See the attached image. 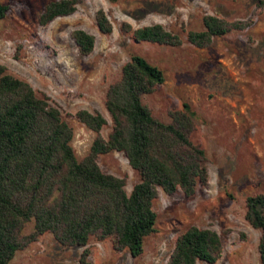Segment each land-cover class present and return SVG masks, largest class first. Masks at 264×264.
<instances>
[{
  "label": "rangeland",
  "instance_id": "obj_1",
  "mask_svg": "<svg viewBox=\"0 0 264 264\" xmlns=\"http://www.w3.org/2000/svg\"><path fill=\"white\" fill-rule=\"evenodd\" d=\"M47 1L0 0L7 7L0 19V63L59 107L72 128L76 159L87 153L95 134L74 111L100 112L106 124L99 133L105 138L110 129L105 91L133 53L158 66L164 76L141 101L162 121L169 120L168 110L188 104L197 116L190 139L205 154L207 179L192 195L185 197L179 188L172 194L155 188L154 231L143 238L138 256L113 249L110 237L90 236L85 246L91 264H165L175 237L190 224L213 229L221 240L214 263L196 264H260L259 230L244 219V199L264 191V0H79L72 13L40 25L37 18ZM98 8L111 23L108 34L96 28ZM204 14L248 25L196 47L185 35L203 29ZM150 23L176 33L181 43L133 41L130 30ZM75 28L94 36L86 55L78 53L71 38ZM96 163L103 172L123 177L126 192L138 180L120 151L99 154ZM31 230L30 220L21 233ZM81 250L44 232L16 250L7 264H79Z\"/></svg>",
  "mask_w": 264,
  "mask_h": 264
},
{
  "label": "trees",
  "instance_id": "obj_2",
  "mask_svg": "<svg viewBox=\"0 0 264 264\" xmlns=\"http://www.w3.org/2000/svg\"><path fill=\"white\" fill-rule=\"evenodd\" d=\"M79 0H49L37 18L44 25L55 17L72 13ZM6 5L0 3V19ZM97 30L111 32V23L101 8L94 13ZM203 29L186 31L185 38L196 47L208 45L214 36L243 29L246 21H226L214 15L201 17ZM130 28H127V31ZM79 54H88L94 36L81 28L70 32ZM133 41L177 46L180 37L160 23L130 30ZM164 80L162 70L139 54H131L119 77L108 84L103 105L110 129L98 111L77 109L74 117L94 132L87 153L76 159L70 144L72 128L62 119L57 105L37 95L25 80L15 77L0 63V264L14 252L49 232L61 245L81 246L79 264H91L85 246L90 236L111 238L115 250L135 257L143 238L154 231L152 200L156 187L165 194L180 189L185 197L207 179L203 149L190 133L196 113L188 104L168 110V121L152 115L141 101ZM120 151L138 174L129 192L124 178L103 172L96 163L99 154ZM244 219L259 230L257 252L264 264V191L244 199ZM32 221V230L21 233ZM221 253L219 235L210 228L188 225L174 240L165 264L214 263Z\"/></svg>",
  "mask_w": 264,
  "mask_h": 264
}]
</instances>
